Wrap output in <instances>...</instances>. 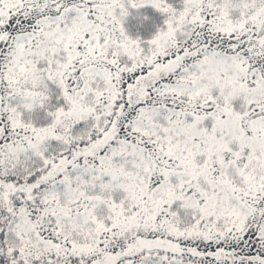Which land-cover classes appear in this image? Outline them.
Returning <instances> with one entry per match:
<instances>
[{
	"label": "snow or ice",
	"instance_id": "snow-or-ice-1",
	"mask_svg": "<svg viewBox=\"0 0 264 264\" xmlns=\"http://www.w3.org/2000/svg\"><path fill=\"white\" fill-rule=\"evenodd\" d=\"M0 264H264V0H0Z\"/></svg>",
	"mask_w": 264,
	"mask_h": 264
}]
</instances>
